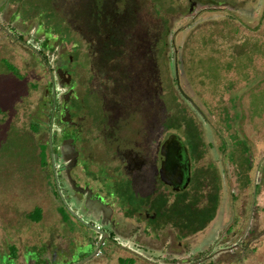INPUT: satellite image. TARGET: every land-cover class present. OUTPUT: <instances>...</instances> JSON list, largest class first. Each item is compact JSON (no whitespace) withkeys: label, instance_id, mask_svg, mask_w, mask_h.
<instances>
[{"label":"flooded vegetation","instance_id":"1","mask_svg":"<svg viewBox=\"0 0 264 264\" xmlns=\"http://www.w3.org/2000/svg\"><path fill=\"white\" fill-rule=\"evenodd\" d=\"M114 1L115 9L119 3L122 4L121 19H126L131 13L128 8L134 7L132 2ZM100 2L101 15L96 24L102 26L109 14L107 8L110 2ZM92 23L95 25V21ZM166 36L165 48L160 56L162 67L168 72L166 53L169 44ZM108 38L109 34H96V25L91 29L87 39L90 49L84 51L88 77L81 68L70 73L67 68L59 67L57 59L52 58L57 51L55 49L49 55L51 64L49 59L44 61L49 70L48 85L55 77L62 89L58 104L51 88V97L45 99L51 110L53 98L52 116L57 113L58 132L53 136L44 125L49 116L36 114L38 121L43 119V128L36 135L45 145V165L49 164L52 168L51 176L61 195V198L58 197L61 205L53 212L50 227H42L44 211L39 205L34 208L39 210V221L32 220L27 214L24 223H20L12 215L6 227L9 235L0 237V264H74L91 254L93 257L89 261L106 263L110 260L109 248L115 249L112 254L118 252L113 264H212L213 259L222 262L227 256L230 261L242 259L244 252L240 253V257L233 255L249 250L246 241L264 232V226L259 231L258 224H255L258 195L250 193L248 200L238 193L235 198L228 188L229 202L222 198L220 165L225 151L222 143L219 141L216 145L217 152L221 154L219 161H205L207 144L194 118L190 117L198 128V140L188 138L192 128H187L186 123L179 124L182 127L176 129L172 114L163 113L159 119L158 102L162 98L158 88L151 86L157 84L158 87L159 84L158 79L152 81V78H157L155 74L161 67L156 49L159 37L156 35L151 43L140 39V48L137 49H133L134 42L130 37L126 38L124 48H100L99 39L106 41ZM173 43L172 40L174 75L177 69L183 93L197 105L201 114L181 96L208 124L210 119L206 104L196 100L188 88L181 86L179 67L182 60L177 58L178 49ZM94 46L97 49H93ZM123 54H128L133 60L128 66L117 67V61L127 63L121 58ZM131 63L137 66L136 73L130 71ZM113 69L118 73L117 77L109 74ZM86 90L99 96L101 113L91 112V117H88L90 114L81 105ZM73 101L78 103V107L72 106ZM40 104L41 99L38 106ZM183 109L187 115V108ZM172 135L181 141L177 148L171 147L166 161L172 170H177L172 183L174 186L165 184L160 176L164 162L161 151ZM148 154L150 159H147ZM124 183L135 198L140 196L143 200L140 208L137 205L139 209H134L135 205L131 202L122 203L120 190L114 193L110 189H118L119 184ZM237 199L241 200V204L236 210L234 202ZM223 201L227 205L225 210ZM243 217L247 220L249 217L250 221L247 224L246 220L242 233L239 232V225ZM159 220L162 221L159 223ZM217 223L220 227L216 231ZM32 226L35 228L32 236L28 237L30 240L23 238L24 228L28 230ZM210 233L213 237L208 243L213 242L204 250H197L194 243ZM29 249H32L31 254Z\"/></svg>","mask_w":264,"mask_h":264},{"label":"rangeland","instance_id":"2","mask_svg":"<svg viewBox=\"0 0 264 264\" xmlns=\"http://www.w3.org/2000/svg\"><path fill=\"white\" fill-rule=\"evenodd\" d=\"M162 1L158 5L153 0H139L136 6L140 9L135 11V15L128 14L125 17L133 21L132 17L135 16L132 28H127L133 33L129 35L134 42L133 49L140 48V39L147 43L155 41L156 35L160 39L156 49L161 67L155 74L157 78H152V81L158 79L159 84L158 87L157 84L151 85L154 89L158 88L162 98L158 102L159 119L163 117V113H169L174 116L172 120L175 123H190L192 129L190 128L188 138L198 140V128L190 117L194 118L207 144L205 161H219L221 154L217 152L216 145L219 141L222 143L225 151L221 155L223 180L220 195L228 202L229 191L235 198L240 193L241 198L246 196L248 200L251 198L250 193L258 195L255 224H258L259 231L263 230L264 0ZM109 2V15L106 16L105 23L111 22V18L120 22L122 4L119 3L115 9V1ZM161 5L168 13L172 12V15L163 12ZM100 12V0H0V237L9 235L6 227L12 215L20 223H24L23 219L27 214L30 217L38 214V209L34 208L39 205L44 211V228L50 227L53 212L60 208L58 197L61 198V195L52 179V168L49 164L45 165L47 159L43 152L46 148L36 135L43 128V119L38 121L36 114L49 116L44 125L49 132L51 130L53 136L58 132L57 113L52 116V107L53 98H56L58 104L62 89L58 87L55 77L54 81L53 78L50 79V86L48 85L49 70L44 61L49 59L55 49L57 51L52 54V58L57 59L59 67L67 68L70 73L81 68L88 77L89 72L85 68L87 56L84 51L90 49L87 39L91 29L96 25V34L102 30L96 24L99 23L97 19ZM167 25L168 72L162 67L160 56L165 48L164 31ZM38 30L42 32L40 35ZM8 39H12L11 43ZM172 40L173 46L178 49L177 58L182 60V66L179 67L181 86L188 88L196 100L206 104L210 119L208 124L197 116L178 92L172 64ZM93 49H97V46ZM121 58L127 63L120 64L121 60L114 62L117 67L128 66L132 59L128 54H123ZM51 62L50 60L49 63ZM7 65L15 67L17 72L8 69ZM129 69L132 73L138 70L133 63ZM109 74L112 77L118 75L115 69ZM50 88L53 94L51 110L45 100L51 97ZM98 89L101 90L100 87ZM85 92L81 105L90 114L88 117L92 113H101L97 93ZM40 99L41 104L38 106ZM72 106L78 107V103L73 101ZM180 107L187 108L188 116L181 112ZM150 156L148 154L147 159ZM110 189L114 193L120 190L122 203L131 202L135 205L134 209L140 208L143 200L140 196L135 198L127 184H119L118 189ZM240 201L237 199L234 202L236 210L240 207ZM222 206L224 210L227 209L225 201ZM66 216L64 213V218ZM249 217L248 220L243 217L240 221L239 232L243 233L246 220L249 224ZM219 227L217 223L215 230ZM34 228H24L22 237H31ZM37 229L40 227L37 226ZM258 234L246 241L252 252L244 249L233 255L240 257V253L244 252L242 259L230 261L227 256L222 262L213 259L212 264H264V232ZM212 235L206 234L201 241L194 243L195 248L204 250ZM218 245L221 247V244ZM214 246L212 244V248ZM114 250L109 248L110 260L107 264L114 263L118 254H112ZM31 252L32 249H29L28 253ZM85 264L98 263L88 261Z\"/></svg>","mask_w":264,"mask_h":264},{"label":"trees","instance_id":"3","mask_svg":"<svg viewBox=\"0 0 264 264\" xmlns=\"http://www.w3.org/2000/svg\"><path fill=\"white\" fill-rule=\"evenodd\" d=\"M132 2V6H134L133 8H128L129 11H131L130 14H134L135 15V11L139 10L140 7L136 6V2H138L139 0H129ZM155 1L158 5L159 3L163 2L162 0H153ZM161 9L167 12L166 9H164L161 5ZM176 10V9H175ZM103 11V9H102ZM172 15V12H170ZM170 13L167 12L168 15H170ZM111 14V13H110ZM109 15V14H108ZM134 20L133 21H129L128 19H120V22L117 23L115 21L112 20L111 18V22H107V23H103V26L100 25V27H102L103 29L99 31L100 34L104 33V34H109V38L106 41H102L101 39H99V46H101L100 48H104L107 50H111V49H116V48H124V42L126 40V38L129 37V35L133 34L132 31H130L131 29H127V28H132L131 25H133V23H135V16L132 17ZM168 21V19L166 20V22ZM169 23V21L167 22V24ZM115 26V27H114ZM39 35L42 33L41 30H38ZM131 32V33H130ZM165 34L168 33V25L166 27V31H164ZM123 36V37H122ZM124 38V40H123ZM64 47V46H63ZM68 52V51H65ZM115 54V53H113ZM111 54V55H113ZM7 68L10 70H14L15 72H17V70L11 66V65H7ZM179 92V91H178ZM181 112H184V109L182 107H180ZM182 124V123H180ZM175 128L179 129L182 127V125H179V123H175ZM190 123H187V128H190ZM32 220L34 221H39L40 220V213L38 210V214H34V216L31 217Z\"/></svg>","mask_w":264,"mask_h":264},{"label":"water","instance_id":"4","mask_svg":"<svg viewBox=\"0 0 264 264\" xmlns=\"http://www.w3.org/2000/svg\"><path fill=\"white\" fill-rule=\"evenodd\" d=\"M175 80H176V84H177L179 93L182 94L190 102V104L195 108V110L201 114V110L197 107V105L189 97H187L183 93V91L179 85L177 69H175ZM179 144H181L180 139L178 137L172 135L165 141L163 148H162V151H161V156H162L163 161H164L162 164L161 171H160L161 180L165 184L171 185V186H174L172 183L174 181V177L176 175L177 170L176 169L172 170V168L169 165H167L166 161L168 160L167 156L169 154V151H171V147L173 146V147L177 148ZM92 257H93V254L89 255L88 257H86V258H84V259H82V260H80L74 264H85Z\"/></svg>","mask_w":264,"mask_h":264}]
</instances>
